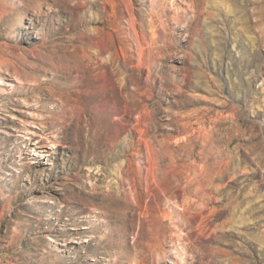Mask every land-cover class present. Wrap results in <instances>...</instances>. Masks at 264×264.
<instances>
[{
    "label": "rangeland",
    "instance_id": "rangeland-1",
    "mask_svg": "<svg viewBox=\"0 0 264 264\" xmlns=\"http://www.w3.org/2000/svg\"><path fill=\"white\" fill-rule=\"evenodd\" d=\"M0 264H264V0H0Z\"/></svg>",
    "mask_w": 264,
    "mask_h": 264
},
{
    "label": "bare ground",
    "instance_id": "bare-ground-1",
    "mask_svg": "<svg viewBox=\"0 0 264 264\" xmlns=\"http://www.w3.org/2000/svg\"><path fill=\"white\" fill-rule=\"evenodd\" d=\"M37 148H40V147L37 146ZM38 156L42 157L43 155H40V154H39ZM195 172H196V171H195ZM198 174H199V173H198ZM211 179H212V178H211ZM211 179H210V180H211ZM210 180H208V181H210ZM206 181H207V180H206Z\"/></svg>",
    "mask_w": 264,
    "mask_h": 264
}]
</instances>
